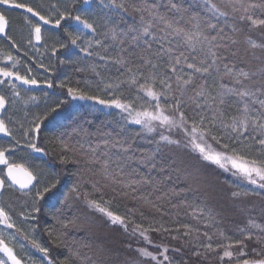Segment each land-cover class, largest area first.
I'll list each match as a JSON object with an SVG mask.
<instances>
[{"label":"snow or ice","instance_id":"1","mask_svg":"<svg viewBox=\"0 0 264 264\" xmlns=\"http://www.w3.org/2000/svg\"><path fill=\"white\" fill-rule=\"evenodd\" d=\"M0 6L22 10L33 47V40L45 39L43 25L61 29L74 21L62 29L66 40L53 44L52 55L78 49L77 61L59 63H75L94 79L55 86L73 101H90L92 113L118 110L104 113L99 124L76 116L44 137L45 121L69 100L45 101L42 112L29 114L28 105L40 97L15 82L29 88L40 82L22 75L20 60L4 53L11 67L0 66V85L11 96L0 91V135L11 143L0 145V199L7 189L27 199L16 214L26 227L0 203V264H26L16 248L27 245L41 254L27 264H189L191 258L192 264H264V0H0ZM10 20L0 10V36L15 45ZM51 71L55 75L54 66ZM44 86L54 83L45 79ZM17 110L24 114L13 119ZM17 148L42 155L51 150L62 169L30 170L10 159ZM189 148L198 161L230 174L234 203L260 198L259 205L241 209L246 219L230 233L193 187H210L212 180L178 165V150ZM63 173L75 179L52 213L55 224L45 229L50 247L37 238V228L43 202L60 191ZM118 197L134 202L123 214L112 208ZM81 205L147 246L127 243L134 258L105 261L103 250L70 234L87 223ZM168 208L176 209L171 215L177 219L165 222ZM181 212L195 223L178 219Z\"/></svg>","mask_w":264,"mask_h":264},{"label":"trees","instance_id":"2","mask_svg":"<svg viewBox=\"0 0 264 264\" xmlns=\"http://www.w3.org/2000/svg\"><path fill=\"white\" fill-rule=\"evenodd\" d=\"M28 3L36 4L39 0H26ZM45 4L47 3H65L67 0H43ZM0 10H5L6 14L10 16V36L12 40L15 41V45L10 41H6L3 36H0V66H9L10 63L6 61L4 56L5 52H11L12 55L16 56L20 60V65H18V70L22 75L35 76L40 82V86H33L29 88L27 85H21L18 81L15 83L19 88L28 89V95H35L40 97V102L38 104H29L28 111L29 114L36 112H42L45 108V101L48 104H52L61 99H68L69 103L64 105L61 110L49 118L48 121H45V126L42 129L44 137H50L63 128L69 126L72 123V120L76 116H88V118L93 119L97 124L103 122L106 117L104 113H112L114 115L118 114L116 109H103L102 111L92 113L90 109V101H80L71 100L70 97H67L66 90H61L55 85H58L62 80L66 81L69 85L75 86L77 80L83 81L85 78L94 79L90 77L87 72L81 73L76 70L75 63L60 64V60H71L73 62L77 61L78 57L82 54L79 53V50L72 48L71 52L69 50H60L56 53V56L52 55V46L56 44L58 40H66V36L62 29L65 26H72L75 24L74 21H64L61 25V29L52 28L51 25H43L42 34L45 39L40 43H36L33 40L32 45L28 44L29 39V29L28 26L23 22L22 10H7V6H0ZM42 24V22H40ZM91 35V34H89ZM254 38H258L254 34ZM17 46L19 51L17 50ZM27 53V54H25ZM43 64L45 67H49L50 71L45 72L44 67H40ZM55 67V75L52 74L51 69ZM27 68H31L32 71L27 72ZM15 70V69H14ZM0 79H3L0 77ZM45 79L52 80L54 83L53 88H47L44 86ZM82 86V85H81ZM0 91H4L8 96H11V92L4 86L0 85ZM47 93V96L44 94ZM22 95L24 92L22 91ZM127 95V93H126ZM22 105H17V108H21ZM99 108L100 106H94ZM22 111H13L11 115L13 119L21 118L23 116ZM111 119L112 117H108ZM135 127V126H134ZM11 143L9 138L3 137L0 135V145L7 147ZM10 159L16 163H22L25 167L30 170H35L36 168H43L46 171H60L62 166L57 162L55 154L49 150L48 155H42L37 153H32L28 149L17 148L15 152L10 153ZM179 167L186 168L189 171H196V168L199 169V174L203 178L212 180L213 190L205 184H194V188H199L200 191L196 193L201 201L207 203V205L218 214V219H220L223 224V228L226 231H229L235 227L237 224H241L246 219V214L241 211L242 208L250 204L259 205V197H249L243 204L234 203L230 197V193L233 188H230L228 184L233 182V178L228 173H223L221 170L216 169L215 166L209 165L206 162L198 161L196 159V154L191 152V149H182L178 150V155L176 156ZM5 171V166L0 165V174H3ZM74 177L70 176L67 173L62 174V183L60 186V191L57 192L55 196L50 195L46 198V201L43 202L44 209L42 213L41 220L39 222V227L37 228V238L40 239L46 246H50V238L47 236L45 231L46 228L52 227L55 224V221L52 219V213L56 211V208L59 207V200L62 199L63 194L68 191V188L74 181ZM225 181L228 183L226 184ZM180 186H184L181 184ZM191 195V194H190ZM26 197H23L19 194L18 191H13L11 189L6 190L5 196L2 198L1 203L12 210L13 215L17 220H21L16 214L21 210V205L26 200ZM133 201L126 200L122 198H117L112 205L114 211L123 214L127 208L133 206ZM81 215L86 219L87 223L78 230L72 231L70 234L74 239L85 241L94 246L96 249H100L99 246L105 245L106 238H103L105 231L93 227L94 221L102 223L106 228H109L111 231H116L114 238H116L117 243L111 242L108 245L109 254H105L104 259L108 261L109 258L113 260L123 261L121 256L128 258L132 255V250L128 249L127 243H131L133 248L138 246H147L144 245L142 240H139L137 237H130L128 234L124 233L119 226H109L107 225L104 218L100 217L98 213H92L89 210L85 209L82 205ZM167 211L170 213V216L164 217L165 222H170L171 219H177L174 215L176 209L168 208ZM146 215H154L152 213H147ZM136 220L141 218L137 215ZM180 220H188L191 223L190 217L184 216L181 212V216L178 218ZM147 220H144L143 223H147ZM30 223H36L31 221ZM93 223V224H92ZM171 226V225H170ZM203 230V228H202ZM14 231V230H12ZM154 241L157 243L161 242V237L156 233L150 234ZM112 237V238H113ZM122 239V240H121ZM27 243V241H25ZM167 242V241H165ZM171 243H176L172 241ZM30 246V245H29ZM31 247V246H30ZM119 247V248H118ZM101 250V249H100ZM114 250H119L120 253L112 252ZM151 250V249H150ZM54 250V254H55ZM134 253V252H133ZM116 254V255H115ZM135 254V253H134ZM121 255V256H120ZM187 259V257H186ZM191 258L189 264H192ZM205 264H216L214 259L205 262Z\"/></svg>","mask_w":264,"mask_h":264},{"label":"rangeland","instance_id":"3","mask_svg":"<svg viewBox=\"0 0 264 264\" xmlns=\"http://www.w3.org/2000/svg\"><path fill=\"white\" fill-rule=\"evenodd\" d=\"M1 166H3V165H1ZM196 170H197V168H196ZM194 173L196 172L195 170L193 171ZM210 188L213 190V186H210ZM5 196V195H4ZM3 196V197H4ZM2 197V198H3ZM1 201H2V199H0V203H1ZM5 206V205H4ZM6 208H8V210L12 213V210L9 208V206H6ZM13 214V213H12ZM17 223H19V224H21V225H23V226H25L26 227V223L25 222H23L22 220H17ZM94 223V224H93ZM92 224L94 225L93 227H95V228H97V229H100V230H104L105 231V234H103V238H106L107 239V241L105 240V243H107V244H105V245H101V246H99V248L101 249V250H103L104 252H105V254H109V252H108V250H109V248H108V245L111 243V242H115V243H117V240H116V238H114L113 237V235H115V234H117V233H115L114 231H111L109 228H106L105 227V225L104 224H100V223H98V222H93ZM7 231H12V230H7ZM113 237V238H112ZM122 240V239H121ZM111 241V242H110ZM26 245H27V243L25 242V241H23ZM119 248V247H118ZM16 251H17V253H19V254H21L22 255V257H23V259L25 260V262H26V264H27V261L29 260V259H35V260H40L41 259V254L40 253H38V252H36L34 249H32L29 245H27V247L25 248V249H20L19 247H17L16 248ZM112 252H117V253H120V251L119 250H114V251H112ZM116 255V254H115ZM3 256V254L2 253H0V257H2ZM121 256V255H120ZM134 256H135V254L132 252V255L130 256V257H128L127 259H131V258H134ZM123 259H126V258H124L123 256H121Z\"/></svg>","mask_w":264,"mask_h":264},{"label":"water","instance_id":"4","mask_svg":"<svg viewBox=\"0 0 264 264\" xmlns=\"http://www.w3.org/2000/svg\"><path fill=\"white\" fill-rule=\"evenodd\" d=\"M24 177L23 176H21V179H23Z\"/></svg>","mask_w":264,"mask_h":264}]
</instances>
